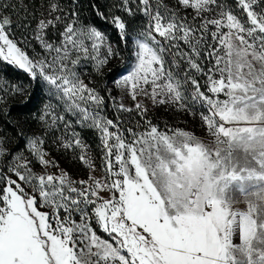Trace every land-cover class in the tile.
I'll return each instance as SVG.
<instances>
[{
	"label": "snow or ice",
	"instance_id": "1",
	"mask_svg": "<svg viewBox=\"0 0 264 264\" xmlns=\"http://www.w3.org/2000/svg\"><path fill=\"white\" fill-rule=\"evenodd\" d=\"M177 3L194 10L201 18L198 27L178 18L176 12L165 16L157 10L153 14L149 0H139L152 22L148 32L152 41L157 42L153 33L169 43L184 41L187 52L180 53L177 44L171 46L190 69L206 76L205 87L211 95L201 91L195 78H189L195 87L193 100L208 106V114L201 117L208 136L201 139L183 129L161 131L148 122L145 132L128 129L134 137L129 143L122 134L109 131L108 126L116 127L112 120L104 124L93 117L102 132L111 183L89 175L78 182L83 186L78 189L66 173L56 177L35 175L30 169L21 172L19 166L10 168L18 180L6 178L0 189V264H264V9L256 10L257 0H235L239 14L218 0ZM127 5L124 0V10L133 14ZM49 8L37 24L36 38L45 49L57 53L52 62L30 58L9 37L6 28L12 21L7 16L0 17V60L15 64L33 78L39 76L62 93V99L102 104L103 98L68 71L64 61L67 45L88 53L83 37L92 41V51L99 54L104 35L91 26L78 30L70 22L60 33L63 49L48 43L44 30L62 20V15H55L60 11L57 4ZM113 23L123 37L124 21L114 16ZM207 34L215 43L205 41ZM136 45L138 63L117 85L130 89L133 100L139 90L150 95L153 103H180L181 82L165 70V49L157 50L142 40ZM108 54L116 55L111 47ZM205 55L214 61L207 71L200 63ZM105 63L106 59L98 60L97 68ZM141 85L150 86L151 92ZM135 107L142 117L147 112L140 103ZM81 111L87 119V109ZM28 143L39 163L47 167L51 161L40 148L43 140L37 136ZM74 143L81 146L78 139ZM5 151L0 148V155ZM80 160L94 168L85 153ZM27 163L21 166L27 168ZM23 184L39 192L43 205L63 208L68 216H57L53 223ZM88 205L110 239L102 238L87 222ZM74 210L82 213L79 224L68 223Z\"/></svg>",
	"mask_w": 264,
	"mask_h": 264
},
{
	"label": "rangeland",
	"instance_id": "2",
	"mask_svg": "<svg viewBox=\"0 0 264 264\" xmlns=\"http://www.w3.org/2000/svg\"><path fill=\"white\" fill-rule=\"evenodd\" d=\"M15 1L19 2L20 0ZM52 3H54L53 0H38V5H33V7H31L28 4L20 2L19 4L10 2L9 8H5L0 4V17L7 16L12 21L11 26L6 28L9 37L17 42L18 46L21 47L30 58L35 60L43 59L48 63L52 62L53 58L57 56V53L47 50L42 46L41 41L36 38V30L39 20L44 18L50 10L49 6ZM57 5L60 11L55 13V15H62V20L54 27L50 26L45 29L43 36L44 40L48 43L63 49L64 45L61 44L63 38L60 36V33L64 30L65 23L75 22V26L78 30L87 28L89 25L81 24L75 20L74 17L70 18L66 9L59 4ZM212 7L215 8V5ZM255 8L257 11L264 9V0H257ZM5 9L8 10L5 11ZM151 12L154 14L156 11L151 10ZM143 13L144 16L142 19L144 20V26L137 30V33L133 36V51L130 68L115 80L107 82L106 92L109 96V104L113 109L114 118L106 116L105 106H103V104L97 105L91 100L81 101L76 98L75 104L80 105V107L77 108L73 101L67 100V98L62 99V93L58 92L53 85L48 84L37 76L36 78L39 80V86L36 89L38 99L35 102L37 111L35 113V119H30L31 125L25 130L23 145L11 152L10 146L12 143L0 138V148L6 150L3 155H0V189L6 185V178L10 177L11 179L18 180L15 173L9 171L10 168H16L18 166L21 172H26L30 169L35 175L47 176L51 174L59 177L61 173H66L72 181L76 182L72 186L78 189L83 187L78 182L80 180H87L89 175H93L102 180L106 179L108 183H111V179L108 178V173L106 172L105 149L101 140L102 132L95 127L93 117L100 119L104 124H106L107 120H112L116 127L108 126L109 131L122 134L126 142L129 143L134 137L132 133L128 132V129H133L135 133L145 132L149 127L148 122H150L151 125L157 126L161 131L183 129L195 134L201 139L208 136L201 119L202 115L208 114V106L203 101L193 100L192 97L195 94V87L192 85L191 79L189 78H195L197 81L201 79L204 89L207 90L205 87L207 82L206 76H201L202 74L190 69L187 60L184 59L181 54H178V49L171 46V44H177L180 53L187 52L189 51V46L185 44L184 41L176 40L169 43L166 42L164 38L159 37L158 34L153 33L158 43L153 42L151 37L148 36V32L152 25L150 16L145 12ZM190 14L191 18H197L196 20L198 22H195V27H198L201 23V18L196 17L192 9H190ZM101 33L105 37V42L100 47L99 54L92 51V41L83 37V45L87 47L88 53L85 54L83 50H77L71 45H67L69 49L68 59L64 61L68 71L74 72L78 80L82 81L89 88L94 89L100 97L102 96L97 89L96 78H94L93 74L98 69V60L106 59L108 61L112 57V55L110 56L108 54V49L109 47L112 49V44L108 40L107 35L103 32ZM196 35L199 36L200 32L197 31ZM204 39L208 44L215 43L211 40L210 34L205 35ZM137 40L145 41L157 50L161 47L165 49L163 52L165 70L166 72L171 71L175 73L177 76L175 79L181 82L183 99L180 103H153L150 95H145L143 92H139V90H137L138 94L136 99L133 100L130 95V89L117 85V81L122 80L124 76L131 73L138 63L136 57V52L138 51L136 45ZM200 47L202 50L204 49L203 44ZM60 55H64L63 51H61ZM92 57L97 58L93 59ZM72 60H76V64L73 65L71 63ZM200 63L205 71H207L214 61H203L202 59ZM103 65H106V63ZM56 66L59 67V64ZM0 81L1 90L6 91L10 81L8 79L6 80L4 77H2ZM12 87L17 86L12 85ZM141 87L145 88L149 93L151 92L150 86L141 85ZM201 91L204 92L202 88ZM205 94L209 95L206 92ZM220 98L223 99L224 97L221 96ZM2 103H4V101L0 97V104ZM137 103H140L143 108L147 109L143 117L135 107ZM181 104L183 107H181ZM46 105L48 106L47 108L45 107ZM121 105L124 106V109H121ZM85 108L87 109V119H85V115L81 111ZM41 116L45 117L44 120L40 119ZM88 131L93 137L87 135ZM37 136L43 140V144L40 145V148L46 154L45 159L51 161L47 167L39 163L38 157L33 155L28 143L31 138ZM77 139L81 142V146L75 145L74 141ZM65 144H68L69 147H65ZM82 153H85L91 158V163L94 165V168L90 169L81 162L80 155ZM25 161L28 162L27 168L21 166ZM112 161L114 166L113 170H118V165L115 164L114 156L112 157ZM23 186L26 192L37 198L41 205L40 210L48 212L52 217L53 223H55V218L57 216L61 218L68 216V213L65 212L63 208L54 209L52 206L43 205L38 191L34 190L28 184H23ZM65 187H67V185H65ZM66 195L76 196L75 193H66ZM103 195L107 196L109 194L103 193ZM236 206L241 208L244 207L243 204H238ZM80 208L84 209L85 205L81 204ZM91 209L92 205H88L85 209L88 212L86 218L87 222L98 235L102 238H107L97 232V228L98 230H101V228L96 223ZM81 215L82 213L80 211L74 210L71 213V219L68 223L71 224L73 221L77 224L81 223ZM108 239L110 238L108 237Z\"/></svg>",
	"mask_w": 264,
	"mask_h": 264
},
{
	"label": "trees",
	"instance_id": "3",
	"mask_svg": "<svg viewBox=\"0 0 264 264\" xmlns=\"http://www.w3.org/2000/svg\"><path fill=\"white\" fill-rule=\"evenodd\" d=\"M10 2H15L16 4L20 2L31 7L38 5V0H20L19 2L1 0L0 4H2L1 6L7 5L9 8ZM53 2L63 6L70 18L74 17L81 24L94 26L105 33L111 42L113 52L116 55H112L106 65L97 69L93 76L96 78L97 89L103 98L102 104L105 106L106 116L114 118L113 109L109 104V96L106 92L107 82L115 80L130 68L133 36L137 33V30L144 26V20L142 19L144 16L143 5L139 4V0H128L127 6L133 13L129 14V12L124 10V0H53ZM218 3L236 14L240 13L235 0H218ZM149 5L151 10H159L166 16L171 12H176L178 18L186 19L190 25L196 26L195 22H198L197 18L190 17V9L179 5L177 0H150ZM114 16L121 17L126 25L123 37L120 30L113 23ZM203 61H209L206 55ZM173 76L174 78L177 77L175 73H173ZM2 77L10 82L6 91L1 90L0 86V97L4 101V103L0 104V138L12 143L10 151L13 152L23 145V135L25 130L31 125L30 119H35L37 111L35 102L38 99L36 89L39 86V80L33 78L15 64L0 60V79ZM198 83L204 92L208 93L204 89L201 79H199ZM12 85L17 87H12ZM208 94L211 95L210 93ZM87 135L90 136L91 133L88 131ZM91 136L93 137V135ZM97 232L108 238V234L104 233L102 229L98 230L97 228Z\"/></svg>",
	"mask_w": 264,
	"mask_h": 264
}]
</instances>
